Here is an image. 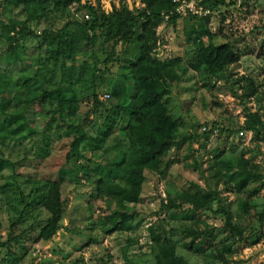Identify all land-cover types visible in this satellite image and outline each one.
Listing matches in <instances>:
<instances>
[{
  "label": "rangeland",
  "instance_id": "1",
  "mask_svg": "<svg viewBox=\"0 0 264 264\" xmlns=\"http://www.w3.org/2000/svg\"><path fill=\"white\" fill-rule=\"evenodd\" d=\"M1 1L0 22L9 23L16 16L19 19L24 17L20 12L21 7H11L12 11L9 12V8ZM82 3L99 6L105 12L124 6L133 12L140 7L145 8L143 0H82ZM78 7L69 6L64 12L50 11L44 22L36 24L37 34L40 35L44 29L57 32L70 19L82 20L83 10ZM201 17H208V20ZM168 18L165 17V21L156 29L158 40L154 53L163 60L174 57L183 59V67L179 69L182 77L174 84L169 103L172 115L180 123L179 138L186 137V141L181 146H174L163 157V173L145 170L141 200L134 206L137 212L135 229L108 233L106 230L109 227H102L97 223L96 219L104 214L98 206L105 204L104 201L95 206L89 203L94 183L85 179L84 171L81 170L77 174L79 180L64 183L61 187L65 206L62 227L51 240H41L31 245L24 237L19 239L21 250L19 244L8 242L12 237L13 223H17L14 233L20 237L33 220H44L50 216L35 200H39V196L47 191L49 180L58 176L64 166H74V163L80 161L87 167L96 168L106 160L119 161L121 149L128 143L123 128L117 126L107 139L104 149L86 150L79 160L71 159L66 163L64 152L72 140L71 136L66 135L65 126L46 129L49 117L42 114L36 117L30 130L32 135L27 140L20 142L0 139V154L19 162L16 163V172L10 168L0 172V186L6 184L9 188L4 193L0 190V264H156L159 247L152 240L151 229L168 239L174 245L176 254L187 264H225L214 256L223 240L221 216L211 211L204 212L201 214L204 222L199 225L191 219L179 218L178 215H182L180 210H168L162 206L170 193L174 196L177 191L194 192L197 188L216 192L213 195V208L220 204L233 209L236 222L244 223L253 239L264 232V185L260 187L258 195L252 198L254 204L251 215L243 217L236 200L243 199L246 194L238 195L235 192V181L229 180L230 173L225 177L226 168H221L217 163L219 160H231L234 169L246 168L253 177L262 176L249 186L251 189L257 188L264 180V140H256L252 131L227 134L214 128L209 132L213 125L229 130L238 129L246 120V108L251 112H258L264 121V0H235L234 4L224 9L212 10L207 14L181 15L175 24L168 21ZM200 28L209 30L213 36L203 35L196 42L190 40V31H200ZM210 37L216 44L230 43L235 51L240 52V60L216 72H196L191 68L184 71L196 46L208 44ZM40 42L41 37L30 36L24 44L32 52ZM135 46H130L129 43L128 56L133 55ZM124 48L125 46L119 45L115 53L116 56H121V60ZM7 49L8 43L3 38L0 43V71L4 62L7 63L5 57H11ZM110 50L111 44H107L77 52L66 63L68 73L76 74L83 61H87L88 65L98 62V67L103 69L101 62ZM19 51L23 53L25 48L21 47ZM27 58L23 57L24 62L30 65L29 72H40L41 65L36 69L37 58ZM120 64L123 61L112 63L111 72L105 73L102 78L99 74L96 80L98 94L103 100L104 94H110L115 79L119 78ZM20 66V62H14L16 70ZM46 77L49 79L53 74L48 72ZM250 81L257 89L250 87ZM63 85L66 88V84ZM73 88L80 90V82ZM93 105L92 99L83 98L76 115L66 117L65 123L79 125L82 129L98 134L99 130L105 128L106 111L92 112ZM204 132H208L206 136ZM216 154L220 155L219 159L215 157ZM242 160L249 164L246 165ZM219 170L221 176L216 175ZM71 178L76 180L77 176ZM21 191L27 197L24 203L18 197ZM118 201L116 198L112 199L111 210L117 207ZM30 203L32 204L29 205ZM205 222L215 226L217 230L213 237L206 235L197 239V244L205 242V238L209 242L208 254H198L187 247L192 236L185 230L191 227L204 229ZM90 236L94 238V242L89 240ZM25 241L29 248L27 252L22 248V242ZM16 255H21L20 260H15ZM228 262L263 264L264 238L254 245L243 242L236 254L228 256Z\"/></svg>",
  "mask_w": 264,
  "mask_h": 264
},
{
  "label": "trees",
  "instance_id": "2",
  "mask_svg": "<svg viewBox=\"0 0 264 264\" xmlns=\"http://www.w3.org/2000/svg\"><path fill=\"white\" fill-rule=\"evenodd\" d=\"M143 2L145 8L140 7L136 12L126 6L105 12L99 6L82 3V0L1 1L9 8V12L12 11L11 7H21L20 12L24 17L19 19L16 16L9 23L0 22V43L5 38L8 43L7 51L11 54L10 58L5 57L7 63L4 62L0 71V139L20 142L27 140L32 135L30 130L36 117L42 114L49 117L46 129L65 126L66 135L71 136L72 140L67 144L68 149L64 152L66 163L71 159L79 160L86 150L104 149L107 139L117 126L123 128L128 139V143L121 149L119 161L106 160L96 168L87 167L88 165H83L80 161L74 163V166H64L58 176L49 180L47 191L39 196V200H35V203L44 207L50 216L44 220H33L20 237L15 235L17 223H13L12 237L8 242L19 244V239L24 237L31 245L41 240H51L62 227L65 206L61 197V187L64 183L79 180L77 174L81 170L84 171L83 177L94 183L89 203L95 206L98 202L104 201L105 204L98 206L104 214L96 219L97 223L102 227H109L106 230L108 233L134 230V222L137 219L134 206L141 200L145 170L151 169L163 173L164 170H161L163 157L174 146L185 143L186 137L179 138L180 123L172 115L169 103L172 88L182 77L179 69L183 67V59L174 57L163 60L154 53L158 40L157 27L165 21L166 15H169L167 20L174 24L180 18V14L175 12L177 3L173 0H143ZM234 3L235 0L228 2L200 0L199 5L220 10ZM72 5H78V8L83 10L82 20L70 19L57 32L44 29L40 35L37 34L36 24L44 22L50 11L64 12ZM201 18L208 20V17ZM199 30L192 29L189 39L196 42L203 35L213 36L207 29ZM30 36L41 37V42L34 46L32 52L24 44ZM129 43L130 46L136 45L131 57L127 54ZM107 44H111V50L101 62L103 69L98 67V62L88 65L87 61H83L76 74L68 73L66 63L77 52ZM119 45L125 46L122 52L123 60L121 56L115 55ZM21 47L25 48L23 53L19 51ZM23 57L37 58L36 69L41 65L40 72L31 74L30 65L24 62ZM240 57V52L235 51L230 43L216 44L210 37L208 44L196 46L192 56L187 60L188 66L184 71L191 68L196 72H216L232 63H237ZM122 61L119 78L115 79L110 94H104L105 100H103L98 94L96 80L99 74L102 78L105 73L111 72L112 63ZM14 62L21 63L17 70L14 68ZM48 72L53 74V77L48 79L46 77ZM77 82H80L81 89L76 91L73 87ZM250 82V87L257 89V86ZM63 84H66V88ZM83 98L92 99L94 104L92 112L106 111L105 128L99 130L98 134L82 129L79 125L65 123L66 117L72 118L76 115ZM245 115L244 124L236 130L213 125L209 132L214 128H219L221 133L227 132V134L252 131L256 140H264V121L261 115L258 112H251L249 108H246ZM207 133L204 132V136ZM215 157L219 159L220 155L216 154ZM242 162L249 164L245 160ZM16 163L19 164L0 154V172L7 168L16 172L18 168ZM217 163L221 168H226L224 176L230 173L229 180L235 181V192L238 195L246 194L243 199L240 200L238 197L236 200L242 216L251 215L254 204L252 198L258 195L264 180L257 188L251 189L249 186L251 182L262 176L253 177L251 171L246 168L234 169L231 160H219ZM74 175L77 176L76 180L71 178ZM216 175L221 176L220 170L216 171ZM8 189L6 184L0 186L3 193ZM216 194L213 190L205 191L200 188L194 192L177 191L174 196L170 193L167 202L162 203V206L168 210H180L182 215L179 214V218L191 219L199 225L204 222L201 215L204 212L211 211L221 216L223 240L214 256L229 264L228 256L236 254L243 242L254 245L264 238V232L253 239L248 234V227L241 221L236 222L233 209L220 204L217 208H213L212 203L215 199L213 195ZM18 197L23 203L27 200L23 191L19 192ZM113 198L119 201L117 207L111 210ZM204 227V229L191 227L185 230L192 236L186 244L187 247L198 254H208L209 242L205 238V242L201 241L197 244V239L206 235L213 237L217 230L215 226H210L206 222ZM151 231L152 240L158 243L159 247L156 264H187L176 254L174 245L168 239L157 235L153 229ZM89 240L94 242L92 236ZM26 241L22 242L25 252L29 250ZM19 247L21 250L20 244ZM20 257L21 255H16L15 260H20Z\"/></svg>",
  "mask_w": 264,
  "mask_h": 264
},
{
  "label": "built area",
  "instance_id": "3",
  "mask_svg": "<svg viewBox=\"0 0 264 264\" xmlns=\"http://www.w3.org/2000/svg\"><path fill=\"white\" fill-rule=\"evenodd\" d=\"M177 3L176 6V13L181 15H197V14H207L209 11L212 12V9L210 7H204L202 5H199L200 0H173ZM169 15H166V18H168ZM243 134V133H241Z\"/></svg>",
  "mask_w": 264,
  "mask_h": 264
}]
</instances>
